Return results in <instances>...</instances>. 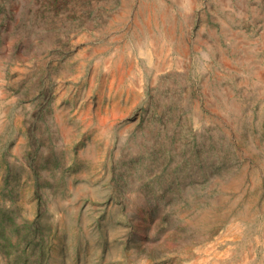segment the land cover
Instances as JSON below:
<instances>
[{"label": "rangeland", "instance_id": "374dc122", "mask_svg": "<svg viewBox=\"0 0 264 264\" xmlns=\"http://www.w3.org/2000/svg\"><path fill=\"white\" fill-rule=\"evenodd\" d=\"M0 264H264V0H0Z\"/></svg>", "mask_w": 264, "mask_h": 264}, {"label": "bare ground", "instance_id": "6f19581e", "mask_svg": "<svg viewBox=\"0 0 264 264\" xmlns=\"http://www.w3.org/2000/svg\"><path fill=\"white\" fill-rule=\"evenodd\" d=\"M243 48V47H242ZM247 54V53H246Z\"/></svg>", "mask_w": 264, "mask_h": 264}]
</instances>
